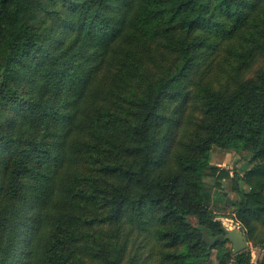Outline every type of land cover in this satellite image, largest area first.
Here are the masks:
<instances>
[{
	"label": "trees",
	"instance_id": "obj_1",
	"mask_svg": "<svg viewBox=\"0 0 264 264\" xmlns=\"http://www.w3.org/2000/svg\"><path fill=\"white\" fill-rule=\"evenodd\" d=\"M262 191L264 0H0V264H264Z\"/></svg>",
	"mask_w": 264,
	"mask_h": 264
},
{
	"label": "rangeland",
	"instance_id": "obj_2",
	"mask_svg": "<svg viewBox=\"0 0 264 264\" xmlns=\"http://www.w3.org/2000/svg\"><path fill=\"white\" fill-rule=\"evenodd\" d=\"M253 75L250 73L248 76ZM249 155L247 153H238L229 149H219L213 147L210 151L209 163L213 166H218L221 169L229 170L232 173L237 170L239 175H243V171L246 168H250L251 164L249 162ZM244 167V169H243ZM242 168V169H241ZM203 183L211 189L212 201L210 204V209L217 222H220L222 227L229 228L232 226H239L242 228L240 223L234 218L232 213V207L228 205L224 198L228 197L235 199L237 197L236 192L232 190V184L230 180L223 179L220 181V187H215L216 179L211 174L210 170H205L202 175ZM237 188L241 190H248L247 186L242 182H238ZM264 193V191H262ZM243 229V228H242ZM245 232V230L243 229ZM121 236V240H123ZM138 244V240L130 236V241L128 245L129 253H132L133 249ZM227 248H231L230 243H226ZM244 251L250 252L251 260H257L261 255V249L252 245V242L248 241V247ZM215 250L211 252V262L210 264H218V259L215 256ZM233 264V263H228Z\"/></svg>",
	"mask_w": 264,
	"mask_h": 264
},
{
	"label": "water",
	"instance_id": "obj_3",
	"mask_svg": "<svg viewBox=\"0 0 264 264\" xmlns=\"http://www.w3.org/2000/svg\"><path fill=\"white\" fill-rule=\"evenodd\" d=\"M202 236L204 242L210 248L214 247L217 243H230L231 253L233 255L244 251L248 247L246 233L239 226L224 228L223 234L217 235L213 238L208 235V232L206 230H202Z\"/></svg>",
	"mask_w": 264,
	"mask_h": 264
},
{
	"label": "crops",
	"instance_id": "obj_4",
	"mask_svg": "<svg viewBox=\"0 0 264 264\" xmlns=\"http://www.w3.org/2000/svg\"><path fill=\"white\" fill-rule=\"evenodd\" d=\"M261 252V251H260ZM262 257V252H261V255H260V257H258V259H260ZM257 259V260H258ZM257 260H251L252 262H254V261H257Z\"/></svg>",
	"mask_w": 264,
	"mask_h": 264
}]
</instances>
